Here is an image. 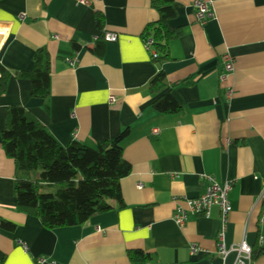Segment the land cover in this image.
<instances>
[{
	"label": "crops",
	"instance_id": "0c3cea01",
	"mask_svg": "<svg viewBox=\"0 0 264 264\" xmlns=\"http://www.w3.org/2000/svg\"><path fill=\"white\" fill-rule=\"evenodd\" d=\"M83 1L0 0V66L11 74L0 90V264H134L131 250L149 255L147 264H233L234 252L226 259L217 253L218 207L182 226L174 220L177 208L188 206L185 197L204 193L209 177L232 183L227 246L245 240L260 252L251 264H264V0H175L169 25L183 34L160 67L141 38L159 19L153 0ZM196 1L214 12L205 23ZM105 33L118 40L98 49ZM43 48L51 59L47 102L32 96L30 80L16 77L33 69ZM225 55L234 71L222 80ZM158 73L183 107L177 115L153 108L147 86ZM16 105L63 146L94 147L128 129L120 146L132 172L121 180L122 203L108 200L109 211L55 230L21 211L16 186L23 180L2 143ZM3 219L16 230L3 229Z\"/></svg>",
	"mask_w": 264,
	"mask_h": 264
},
{
	"label": "trees",
	"instance_id": "16d2710c",
	"mask_svg": "<svg viewBox=\"0 0 264 264\" xmlns=\"http://www.w3.org/2000/svg\"><path fill=\"white\" fill-rule=\"evenodd\" d=\"M175 0H153L159 13L156 22L148 24L141 33L146 43L152 40L150 51L153 62L162 66L169 59L170 43L183 34L181 28H171L169 20L176 16ZM102 29L104 16L96 15ZM98 49L103 48L104 35ZM101 48V49H102ZM11 74L0 66V90L5 91ZM30 80L31 94L47 102L51 95V59L47 49L37 51L31 71L16 74ZM147 91L156 96L153 108L163 115H177L183 107L168 90L163 76L158 73L148 83ZM128 134L123 131L113 140L87 146L79 142L61 145L37 118L22 106H11L2 143L6 155L13 159L17 175L23 180L16 186L18 208L40 218L43 227L55 230L79 226L95 215L112 209L108 200L122 203L121 180L132 172V165L124 158L120 144ZM55 190H52L53 187ZM1 226L15 231L17 225L2 220ZM260 252H253V258ZM129 259L134 264H147L149 255L131 250Z\"/></svg>",
	"mask_w": 264,
	"mask_h": 264
},
{
	"label": "built area",
	"instance_id": "2783aa9c",
	"mask_svg": "<svg viewBox=\"0 0 264 264\" xmlns=\"http://www.w3.org/2000/svg\"><path fill=\"white\" fill-rule=\"evenodd\" d=\"M84 3H88L86 0ZM197 19L201 23H205L207 20L214 16V12L208 2L196 1L194 3ZM24 18V15L21 16ZM104 39L106 42H115L118 40V35L115 33H105ZM6 41V30L0 25V49ZM152 40L145 43L147 48L150 50ZM154 57L157 56L155 53H151ZM76 59H68V63L74 65ZM234 71V59L230 55L223 57V73L221 79L224 80L226 77ZM114 101V98H111ZM155 133H159V129H154ZM209 184L207 185L204 193L198 197H185L187 202V208L178 207L177 212L174 216L175 222L182 226L184 225L191 215L209 216L212 207H218L221 213V226L217 232L216 238L218 243V255L223 259H226L232 252L236 254V260L233 264H251L253 261V248L245 240L232 246L226 244V225L228 215L232 210V203L229 199V192L232 188V183H219L214 178L209 177ZM142 187V185H139ZM101 231L100 228H98ZM262 242V239H261ZM198 250L196 245L192 246V252L195 253Z\"/></svg>",
	"mask_w": 264,
	"mask_h": 264
}]
</instances>
